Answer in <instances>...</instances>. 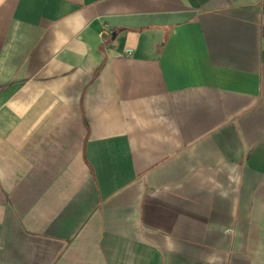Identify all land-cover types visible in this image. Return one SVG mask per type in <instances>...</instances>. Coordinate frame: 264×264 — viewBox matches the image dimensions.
<instances>
[{
	"label": "crops",
	"instance_id": "0c3cea01",
	"mask_svg": "<svg viewBox=\"0 0 264 264\" xmlns=\"http://www.w3.org/2000/svg\"><path fill=\"white\" fill-rule=\"evenodd\" d=\"M0 264H264V0H0Z\"/></svg>",
	"mask_w": 264,
	"mask_h": 264
}]
</instances>
